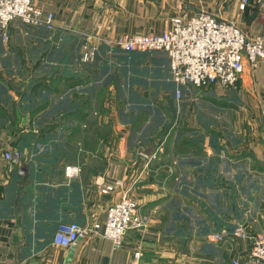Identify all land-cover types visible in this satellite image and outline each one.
<instances>
[{
  "label": "crops",
  "instance_id": "0c3cea01",
  "mask_svg": "<svg viewBox=\"0 0 264 264\" xmlns=\"http://www.w3.org/2000/svg\"><path fill=\"white\" fill-rule=\"evenodd\" d=\"M240 3L35 1L53 13L56 26L53 33L29 32L48 43L40 68L70 76L25 80L27 94L0 106V264H129L136 251L138 264H234L250 254L251 239L211 235L236 224L251 233L264 229L263 213L249 210L254 220L244 218L245 206L255 204L249 200L255 184L264 180V61L254 66L245 59L231 88H195L174 81L165 51L117 45L199 12L264 39V0H250L245 9ZM18 21L11 33H25ZM87 35L108 44L101 43L95 61L81 63L77 40ZM16 50L0 45V53ZM7 151L18 154L16 161ZM104 184L116 187L104 192ZM125 197L136 199L149 221L117 247L102 232L109 207ZM72 221L87 233L69 247L54 243L60 225Z\"/></svg>",
  "mask_w": 264,
  "mask_h": 264
},
{
  "label": "built area",
  "instance_id": "2783aa9c",
  "mask_svg": "<svg viewBox=\"0 0 264 264\" xmlns=\"http://www.w3.org/2000/svg\"><path fill=\"white\" fill-rule=\"evenodd\" d=\"M35 1L0 0V37L3 41H8L10 26L16 20L32 27L56 29L53 13L45 14ZM249 2L250 0H241L240 7L245 9ZM93 38L90 35L84 36L81 48L84 63L92 62L101 43H107L104 38H100L99 43ZM117 45L127 52L165 51L169 55L174 81L179 86L195 88L216 84L231 88L244 71L245 59L254 66L259 61H264L263 38L249 37L236 23L219 19L209 12H199L189 18L184 15L174 17L169 27L161 33H136L120 40ZM178 96H182L181 89L178 90ZM5 157L16 161L18 154L7 151ZM67 169L71 174L79 171L78 167L69 166ZM104 185V192L114 191L116 187L115 184ZM148 221L149 217L142 212L139 202L125 197L109 207L102 235L120 247L130 229L145 227ZM101 226L99 222L95 224L97 230ZM86 233L87 230L77 221L63 223L53 241L69 247ZM211 238L215 241H225L228 238L251 239L250 254L244 260L234 259V264H264V229L251 233L244 224H236L232 229L212 233ZM140 254V251H136L129 264H138Z\"/></svg>",
  "mask_w": 264,
  "mask_h": 264
},
{
  "label": "rangeland",
  "instance_id": "374dc122",
  "mask_svg": "<svg viewBox=\"0 0 264 264\" xmlns=\"http://www.w3.org/2000/svg\"><path fill=\"white\" fill-rule=\"evenodd\" d=\"M18 24H16L17 26H21V29L25 30V33H17V32H12L11 33V28L9 29V39L7 42H0L1 47H7V46H17L18 50H16L15 54H9L8 53H0V99H5L4 103L1 104L0 102V106L1 107H5L3 109H6V105H7V101H8V97L14 94H17L18 96H21L20 99L23 98V94H25L26 92H28V89H24V81L25 80H39L40 78H48V77H54V78H58L61 77L62 75H64L63 73H65V75L70 76V72L69 71H65V70H56L54 69L52 66L48 67L51 69L46 70L45 68H40V58L42 56L41 49L43 48V45L46 44L48 46V43H45L47 41H42L41 39L38 38H34L31 37L29 32H31V29H38L39 27H32L26 23H23L22 21H18ZM43 27V26H40ZM48 30V29H47ZM54 30H48L49 33H53ZM16 35V36H14ZM18 35V36H17ZM61 36V35H60ZM83 37V38H82ZM78 38V37H77ZM59 39V38H57ZM78 45L80 46V48H82V44L84 42V36H81L80 38H78ZM44 42V44H43ZM15 43V44H14ZM45 45V46H46ZM100 45V44H99ZM45 48V47H44ZM31 50V52H29ZM29 52V54L27 53ZM81 53H82V49L80 51L79 54V61L81 63L82 59H81ZM97 58V56L94 58L93 61H95ZM66 60V59H65ZM64 60V61H65ZM26 90V92H25ZM27 94V93H26ZM5 105V106H3ZM3 112V111H2ZM0 112V113H2ZM5 120H7L6 117H4ZM22 121V119H21ZM62 158H64V156H61ZM263 178H260L257 183L255 184V198L254 200L249 199L251 202L253 201V203L255 202V204H253V208L252 205L251 207L249 206L247 208V206H245V211L246 214L244 215L245 220H254L253 217H251V211H255L256 215L259 214H264V180H262ZM246 185V183H241L240 187H241V192H243V186ZM246 188V187H245ZM243 194V193H241ZM251 196V194H250ZM240 200L243 199H247V196L245 195V197H240ZM247 208V210H246ZM259 219L260 218H256V225H260L259 224ZM262 224V223H261ZM257 228V227H256Z\"/></svg>",
  "mask_w": 264,
  "mask_h": 264
}]
</instances>
